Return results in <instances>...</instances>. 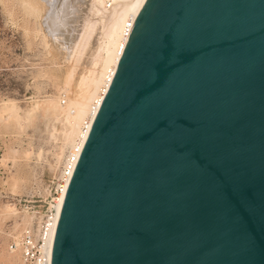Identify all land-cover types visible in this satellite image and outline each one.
I'll return each mask as SVG.
<instances>
[{
    "label": "water",
    "instance_id": "1",
    "mask_svg": "<svg viewBox=\"0 0 264 264\" xmlns=\"http://www.w3.org/2000/svg\"><path fill=\"white\" fill-rule=\"evenodd\" d=\"M49 264H264V0H145Z\"/></svg>",
    "mask_w": 264,
    "mask_h": 264
},
{
    "label": "rangeland",
    "instance_id": "2",
    "mask_svg": "<svg viewBox=\"0 0 264 264\" xmlns=\"http://www.w3.org/2000/svg\"><path fill=\"white\" fill-rule=\"evenodd\" d=\"M90 2L0 0V264H20L9 242L46 206L80 132L68 96L96 75L103 42ZM86 18L99 21L75 55Z\"/></svg>",
    "mask_w": 264,
    "mask_h": 264
},
{
    "label": "bare ground",
    "instance_id": "3",
    "mask_svg": "<svg viewBox=\"0 0 264 264\" xmlns=\"http://www.w3.org/2000/svg\"><path fill=\"white\" fill-rule=\"evenodd\" d=\"M90 1V10L92 13H94L97 19L99 18L102 25L103 42L94 58L95 61H97L96 59L100 61L99 69L96 75L91 77L88 76L87 78L82 79L81 83L84 86L82 85L83 89L81 90V94L78 96H68V104L66 103L68 105V112L70 109L72 110L70 111L72 112L71 116H74L76 120L82 122L81 129H78L80 132L78 131L79 134L78 137L76 136V142H73V146L69 150L72 154H74V148H78V145L82 143L86 136L84 126L87 127V124L91 121V118H93V112L96 107V102H98L101 96V90L104 88L110 74L114 71L120 53L122 52L124 44L128 39V37L123 35L124 25L129 20L132 22V24L135 22V20H137V16L145 2V0ZM48 3L51 4L52 1ZM97 19L86 18L84 20L82 33L79 36L81 42L76 43V45L79 44L77 49L74 47L75 51L77 50L75 55L80 54L83 47L91 37L94 25L96 21H99ZM61 203L62 200H58V215Z\"/></svg>",
    "mask_w": 264,
    "mask_h": 264
},
{
    "label": "built area",
    "instance_id": "4",
    "mask_svg": "<svg viewBox=\"0 0 264 264\" xmlns=\"http://www.w3.org/2000/svg\"><path fill=\"white\" fill-rule=\"evenodd\" d=\"M131 28L132 22L129 20L124 25L123 35L128 37ZM112 73L107 79L104 88L101 90V96L98 102H96L93 116L105 93ZM60 101L64 102L65 98L61 97ZM90 124L91 121L87 124V127L84 126L85 135L88 133ZM84 140L78 145V148H74V154L68 151L65 156L60 169L59 180L55 184L53 195L48 199L44 209L38 212L39 210L37 208L29 207V220L25 222L19 231L12 236L9 242V248L10 250L18 252L20 264H49L50 246L58 218V200L63 199L70 175L75 167ZM31 206H34V204H31Z\"/></svg>",
    "mask_w": 264,
    "mask_h": 264
}]
</instances>
